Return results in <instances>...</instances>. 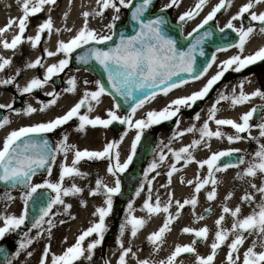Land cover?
Wrapping results in <instances>:
<instances>
[{"label": "snow or ice", "instance_id": "snow-or-ice-1", "mask_svg": "<svg viewBox=\"0 0 264 264\" xmlns=\"http://www.w3.org/2000/svg\"><path fill=\"white\" fill-rule=\"evenodd\" d=\"M96 2L99 6V10L94 12L95 16L102 17L109 9L116 13V15L111 18L113 22L106 26L108 30H112L115 27V22L119 21V14L122 9H133L131 11V19L139 26V31L136 35L127 40L122 39L119 45L110 48L107 51L99 48H90L84 55H81L78 58V61L82 64H88L91 61H95L108 74V83L111 85L112 92L117 96H124L129 99L132 97L134 89L136 91H141L145 88H159L161 85H167L163 90V94L166 96L169 91L179 88L183 84H187L188 80H182L181 82L171 84L169 82L172 81L173 77H179L184 73L188 76H193L196 56L204 55L202 50L199 52L197 50L205 40L210 39L212 36L211 32H204L200 36H195V34L200 33L201 29H204L206 25L213 21L218 13H221L222 10L230 9L233 4V0H218V3L212 8L202 22L192 33H189L188 37H185V39H188L189 37L195 36V40L191 47L188 48L187 52H182L177 51L175 41L165 37L162 28L168 23V21L163 15L154 19H143L145 14L149 12L150 7L154 4V0H141L138 4L135 0H96ZM209 2L210 0H196V3L192 8L179 16L177 23L184 24L196 19ZM17 3L21 6V11L23 13L22 17L19 18L18 21L15 19H9L7 25L0 29V35H2L14 24L18 26V34L15 35L10 42H2V47L5 50L15 51L18 46L25 43L26 41L24 37L29 18L40 14L44 11L46 6L56 5L57 0H17ZM181 3L182 0H169V3L164 5L160 9V12L165 13L174 7L178 8ZM258 5H264V0H248L246 4L239 8L237 14L231 17L225 26L226 29L236 33L239 37V42L232 45V47L239 50V54L223 61L218 66L219 70L216 75L212 76L201 90L192 93L187 97L174 100L160 111H151L147 113L145 119L134 121L132 117L146 102H150L155 98V92L146 99H140L135 106L132 107L131 114L126 118H121L117 115L119 105H114V108L117 111L108 110L106 112L107 119H101L100 117L90 118L89 115L81 114L82 108H85L88 113L93 112L94 107L100 103L101 97L108 95L104 86L97 82L98 90L85 92L83 97L63 116L57 117L47 123H40L32 127H22L10 132L3 142L2 149H0V183L5 185L10 184L13 187L22 186L26 191L21 197L24 203V210L19 216L7 214L0 215V223L3 225L0 226V241L4 240L8 234L17 232L25 225L27 219V205L39 189H48L52 193H55V197L48 201L43 207L38 219L32 224V228L38 230L39 235L41 236L47 233L48 238L51 239L52 230L56 226L52 216L53 208L56 205H62L64 209L63 214L68 215L71 210V205L65 204L63 197L78 196L83 192V189L75 183L68 188L63 186L66 179L86 178L87 174L82 173L77 167L82 161H99L107 159L110 165L107 172L110 175L115 176L117 173H124L133 161L137 145L141 140L144 129L160 124L164 121L172 120L173 118L178 119L181 107H191L198 101L204 100L214 86L224 78L227 72L234 71L239 73L251 65L257 64L258 62H264V47L259 48L251 55L246 57L243 56L245 45L249 42L253 33L256 32L257 29L250 26L247 28L242 26L237 29L233 24L234 21H241L247 17L252 22L260 25L259 32L264 34V12L257 14L254 11V8ZM90 15L91 14L88 12L83 13L84 25L70 41L67 43L60 41L55 52L45 50L44 54L47 57L62 53L65 58L59 60L57 64L47 67L43 80L33 78L22 89L17 86L20 95L30 94L34 90L43 88L54 76L60 75V73L68 67L69 58L77 49L84 48L85 45L90 44H106L112 39L110 35H99L96 31L88 28V18ZM67 16L68 13L66 12L64 14L65 20L67 19ZM225 28H220L219 31L224 32ZM53 31V22L49 17L38 26L35 37H29L27 42L30 43L33 49H36L41 42L42 34L48 33L51 35ZM55 31L58 33L59 30ZM68 31H71V29H68ZM228 50L227 47L219 49V51ZM215 62L216 56L213 55L211 57V62L206 65L202 74L206 75ZM11 63L12 61L10 59L0 57V72H3L11 65ZM42 66L43 64L40 58L27 64L28 69ZM18 75H20L19 72H17V76ZM201 78L202 75L194 77V79L197 80ZM247 82L250 83L251 81ZM67 83L70 87L66 91L68 93H74L76 90V80L72 78L69 79ZM12 84L13 80L11 78L0 81V87ZM237 87L240 89L238 93L236 88H233L230 95L225 94L224 92L219 94L218 98L209 109L208 120L205 121L199 129L193 125L186 131H180L173 137V139H176L188 133L199 131V139L193 140L189 146L182 147L179 151L172 152V155L175 158V163L170 166V170L166 173L170 184L171 177L174 173L181 170L176 167L181 161H183L185 167L192 163H196L199 169L207 167L208 175L206 178H201L199 173H197L196 180L188 182L189 186L195 184L192 198L185 199L182 203L176 201L175 207L177 211L174 214H171V193L169 194V201L163 204V206L159 197L153 202L151 194L152 182L150 180L147 181L148 196L141 210L146 211L147 218H151L161 212L167 214L162 226L156 232L148 236V242L153 246L154 252H158L164 242L166 234L171 231L172 224L175 220L179 219L181 212L185 207L191 206L193 209L194 222H199L200 220L205 219V216L203 215L196 217L194 209L198 204L199 193L209 185L212 186V189L206 195L207 200L212 202L217 198V185L221 183V181L216 179V173L225 172L230 168H239L241 165L247 163V167L237 173L236 179L244 180L245 178L255 179L258 176L261 177L262 183L260 186L255 183H250V187L255 193L259 194L261 198L260 202L256 204L251 214L242 217V209L239 205L234 209L227 206V201L231 200L233 197V193L229 192L225 196V204L222 207V214L215 221V227L217 230L214 234L213 242L210 244V254L206 257H202L197 254L195 248L197 241L206 242L208 240L209 229L203 227L199 230H195L185 227L181 230L182 234L191 235L194 239L189 245H176L168 258L165 261H161L160 264H177L178 258L184 254H192L195 256V264H214L217 251L225 246L226 242L228 247L225 257L226 264H239L241 260L239 250L243 247L249 236H255L256 239L252 241V245L243 253L242 264H264V144L258 146V150L252 154L251 161L247 162L243 156H241L238 162H229L220 166V161L225 157L238 155L240 152L238 149L215 152L203 161H196L193 156V151L195 149L199 148L202 144H207V142L213 138L217 140L226 138L231 144L240 142L244 139L243 134L250 133L252 128L250 122L258 111L264 110V106L259 108L253 107L246 113L242 114L239 117V123L232 119L217 118L219 112L218 105L222 102H229L230 106L234 109L238 106L248 104L256 98L264 100V91L260 89H256L251 94H247L243 90V82ZM47 95L52 96L53 99H51L48 104H42L39 108L40 112H45L49 107L54 106L59 99V96L55 93H48ZM0 109L12 110L13 105L0 104ZM36 112V108L27 106L23 114L30 116ZM73 119L79 121V126L75 131L80 133H84L87 127L93 129L101 127L107 129L114 122L121 125H127L130 129L134 127L137 130V135L131 144L130 154L127 156L126 161L123 163L120 162L119 152L117 151L119 144L116 142L107 143L102 151H89L87 149H75L74 146L68 143L67 135L63 136L61 142L55 147V149L48 147L47 140L37 142L35 140L26 139L51 133L68 124ZM195 120H200L199 114L195 116ZM209 122L215 123L217 126L216 131L210 129ZM9 124L10 120L8 118L0 120V129H3ZM223 127H230L234 130L236 135L226 136V134L220 130ZM124 135L126 136L127 133H124ZM259 135L261 138H264V123L259 125ZM249 139L255 138L249 136ZM69 152L73 153L74 158L70 166L67 164L61 165V172L57 183L45 182L37 185L31 183L32 176L38 169H45L47 167V171L50 175L51 167H48V165L50 163H55L57 154H62L66 158ZM165 159L166 157L161 154L159 157L160 163H163ZM157 167L158 164L155 162L150 165L149 169L145 172L146 180L148 174L156 171ZM157 174L159 175V173ZM142 190L143 185L141 186L140 191ZM140 191L136 192V196L140 195ZM120 193L121 184L119 179L115 180L114 187H108L101 179H97L95 181L94 189L89 192V195L92 197L98 195H103L105 197L103 200V206L97 207L93 212V216L97 219L90 224V227L83 230L77 237L75 243L64 250L62 254H52L50 256V245L45 246L39 264H48L49 257L51 264H78L82 259L92 261L94 251L102 246L105 234L108 232L106 218L112 214L113 197L120 195ZM4 196L6 203L15 199L7 192ZM240 203L253 204L255 203V197L251 193H245L241 196ZM81 206L86 207V202L81 201ZM127 207L128 211L124 222L119 226V238L116 241L118 249L120 250L117 264H127L126 258L129 257L130 254L135 258V254L132 253V248L130 246L125 247L122 242L125 232L130 230V236L134 239L147 223L146 218H136L132 215L133 205L131 203H129ZM205 211L210 213L211 209H206ZM226 215L233 219L230 229L223 228ZM72 219H75V217H72ZM61 223H63V221H61ZM41 229H43V231H39ZM93 236H95L96 239L85 246V240ZM229 237H231L230 242ZM34 242V239L25 233L24 237L18 243L19 250L15 252L13 259L19 257L21 253L25 252ZM257 247L261 249L259 252L256 251ZM3 251L4 250L0 248V253ZM31 255V252H27L29 258ZM7 264H12V261L8 260ZM137 264H150V262L148 260H138Z\"/></svg>", "mask_w": 264, "mask_h": 264}, {"label": "flooded vegetation", "instance_id": "flooded-vegetation-1", "mask_svg": "<svg viewBox=\"0 0 264 264\" xmlns=\"http://www.w3.org/2000/svg\"><path fill=\"white\" fill-rule=\"evenodd\" d=\"M247 2L248 0H233L232 7L230 9L222 10L221 13L217 14V17L213 21L206 25L204 29H201L200 33L195 34V36H200L204 32H211L212 36L210 39L205 40L204 43L200 46L203 47V49L198 48L197 50L198 52L202 50L204 52V55H197L195 58L197 71L194 76L185 79L188 80L187 84H183L181 87L175 88L168 92V95L175 96L174 99H172V101H170L168 104L166 103L159 106L158 104L152 103V101L146 102L143 107L138 109L135 115L132 117L134 121L145 119L147 113L151 111H160L174 100L182 97H187L192 93L201 90L206 85L207 81L211 79L212 76L216 75L219 70L218 66L223 61L239 54V50L232 47L233 44L239 42V37L236 35V33L232 32L229 29H226L225 26L231 19V17L237 14L239 8ZM168 3L169 0H156L153 8L150 10V13L166 15L169 21L179 28L180 35L183 41H188L189 39L193 38L192 43H194L195 36L189 37L188 39H185V37H188L189 33H192L193 30L202 22V20L207 16L212 8L218 3V0H210L208 5L203 9L200 15L196 17V19L184 24L177 23L178 18L181 14L192 8L196 3V0H182V3L178 8L174 7L172 9H169L165 13H161L160 9ZM2 5H6L9 8L6 10L5 8L1 7ZM18 5L19 4L17 3V0H0V29L4 28L7 25L9 19H15L17 21L19 20L20 17L16 16L15 13H12L15 11L13 6L17 7ZM254 11L257 14L264 12V5L256 6L254 8ZM121 12L122 13L119 15H122V17L118 22H115V27L112 30H108L106 28L109 23H107L106 25H101L98 29L94 30L99 35H110L112 39L107 43L111 42L114 39L115 33L118 28L120 26H123V24L125 23L129 9H122ZM40 20L42 19H40L39 15L29 18L27 30L24 37L26 42L18 46L15 51L3 49L2 42H10L11 39L18 34V26L14 24L7 32H4L2 35H0V57L10 59L12 61L10 66H8L3 72H0V81L9 78L13 80L12 85L0 87V104L13 105L12 110L0 109V120H3L4 118H8L10 120L9 125L4 127L3 129H0V149H2L3 142L10 132L18 130L22 127H32L40 123H47L57 117L63 116L83 97V94L85 92L97 91V82L104 86L98 73L90 68V65L93 61L88 64H82L77 61V58L81 55H84L90 48H99V46H101L90 44L85 45L84 48L77 49L75 52H73L71 57L69 58L68 67L62 73H60V75L54 76L52 80H50L43 88L34 90L30 94L20 95L18 87L22 89L33 78H39L43 80V77L46 74L47 67L53 64H57L59 60L65 58L62 53L52 57H47L44 54L45 50L55 52L57 49V45L55 46L54 41L50 42L47 40V38L50 37L48 33L42 34L41 42L36 49H33L30 43L27 42V39L29 37H35V35L37 34ZM233 24L237 29L242 26L245 28L250 26L257 29V31L253 33L249 42L245 45L243 51L244 57L253 54L259 48L264 47V34H261L259 32L260 25L252 22L247 17H245L241 21H234ZM220 28H225V31L220 32ZM222 47H227L229 50L219 51V49ZM213 55L216 56V62L212 65L211 69L208 70L206 75L202 74L203 69L208 63L211 62V57ZM38 58L41 59L43 66L34 69H28L27 64L30 62H34ZM17 72H19L20 75L17 76ZM197 75H202V78L198 80L194 79V77ZM72 78L76 80V90L74 93H68L66 90L70 87V85L67 83V81ZM247 81L251 82L248 83ZM242 82L244 83L243 90L247 94H251L256 89L264 91V62H258L257 64L251 65L239 73H236L234 71L227 72L224 78L214 86V88L204 100L198 101L191 107H181L178 119L173 118L172 120L164 121L160 124L153 125L149 128L144 129L141 140L137 145L133 161L124 173H117L115 176L110 175L107 172V169L110 166L107 159L99 161L84 160L77 167L82 173L87 174L86 178L66 179L64 181L63 186L65 188H68L73 183H75L80 188H88V190L90 191L94 189L95 181L97 179H101L108 187H114L115 180H120L121 193L120 195L113 197V207L115 208V210H113L112 212L113 225L111 230L107 234L108 237L104 239L102 246H100L98 250L100 251L102 256L107 248V245L110 244L107 242L110 237H113L117 241V237L119 235V226L123 223V219H125L126 213L128 211L127 206L129 203L133 205V216H135L136 218L150 219L147 218L146 211L141 210L148 196L147 181L150 180L152 182L151 194L154 202V197L156 195V193H154V188L159 187L163 181H166L168 179L166 173L170 170V166L175 163V158L171 160V157H169V155L174 151H179V149H181L182 147L189 146L193 140L200 138L199 131L188 133L176 139H173V133L177 135L180 131H186L193 125H195L197 129H199L203 125V123L208 120L209 109L211 108L214 101L218 98L219 94L221 92H224L225 94L230 95L233 88H236L238 93L240 89L237 86ZM48 93L57 94L59 96V99L54 106L49 107L45 112H40L39 108L41 107V105L48 104L51 99H53L52 96L47 95ZM159 95L165 97L163 91L156 93V96ZM114 105L119 104L108 93V95L101 97L100 103L94 107L93 112L88 113L85 108H82L81 114L89 115L90 118L100 117L101 119H107L106 112L108 110L117 111L114 108ZM27 106L36 108L37 112L30 116L24 115L23 113ZM133 106H135V104L128 107H121L119 105L117 115L121 118L128 117L131 114V109ZM261 106H264V100H261L259 98H256L250 103L243 106H238L234 109L230 106L229 102H222L220 105H218L219 112L217 118L232 119L239 123V117L242 114L246 113L253 107L259 108ZM197 114L200 115L199 121L195 120V116ZM250 123L252 125L250 133L243 134V140L238 143L230 144L226 138H221L219 140L213 138L208 141L207 144H202L199 148L193 151L195 160L203 161L209 158L215 152L238 149L240 150L238 155L225 157L220 161V166H223L224 164L229 162H238L241 156H243L246 162L251 161L252 154L258 150V146L260 144H264V138H261L259 135V125L261 123H264V110L258 111L254 115ZM78 126L79 121L77 119H73L68 124L56 129L51 133H46L42 134L41 136L26 139L35 140L37 142L47 140L48 147L51 149H55V147L61 142L63 136L67 135L68 143L74 146L75 149H87L89 151H102L107 143L116 142L117 144H119V148L117 149V151L119 152V160L121 163H123L126 161L127 156L130 154L131 144L134 141L135 136L137 135V130L134 127L130 129L127 125H121L116 122H114L107 129L101 127L93 129L91 127H87L84 133L75 131ZM209 126L212 131L217 130V126L215 125V123L209 122ZM220 130L223 131L226 136L236 135L234 130L230 127H223ZM124 133H127V135L125 136ZM161 134H163L162 137L160 136ZM249 136L254 137L255 139H249ZM161 154L166 157L163 163H160L159 161V157ZM73 158L74 156L72 152H69L66 158L62 154H57L55 163H50L48 165V167H51V174L49 175L47 167L45 169H38L37 172L32 176L31 183L33 185L42 184L45 182L57 183L59 181L61 165L67 164L70 166ZM153 162L157 163L158 167L156 171L150 172L148 174L146 180L145 172L149 169L150 165ZM138 163H140L138 167L139 176L137 178H134V180L132 181L131 175L136 169ZM176 167L178 169H181L182 171L190 170L194 174V179L180 177L181 180H184L185 186L192 190V198L195 184L189 186L188 182L195 181L197 178V173H199V176L201 178H206L208 175L207 167H205L204 169H199L196 163L189 164L187 167H185L183 161H181L180 164H177ZM246 167L247 163L245 165H241L239 168H230L225 172L216 173L215 176L216 179L221 181V183H228V181L225 182L222 179L226 178L227 180H229L227 175L231 174V182L238 183L240 185L236 190L226 191L224 196H226L229 192H232L233 198L236 197L241 200V196L245 193H251L254 195L255 203L248 204L250 207L249 214H251L256 204L260 202L261 198L259 194L255 193L253 189L243 190V180L236 179L237 173L241 172ZM157 173H159V175ZM223 175H225L226 177H224ZM249 183H255L256 185L260 186L262 183V179L259 176L255 179L249 178ZM142 185L143 190L140 191ZM211 189L212 186L209 185L199 193L198 204L194 209L196 217L203 215L205 216V219L200 220L199 222H194L193 210L189 212V207H185V212L188 213V219L190 220V223H188L186 227L195 230H199L203 227H207L209 229L208 240L206 242L197 241L195 245L197 254L202 257H206L208 254H210V244L213 242L214 234L217 230L215 227V221L222 214L221 212L219 215H217L215 207L212 206L206 198L207 193L211 191ZM25 191L26 189H24L22 186H16L14 189L0 187V198L5 197L4 194L6 192L10 194H16L15 202L17 207V216H19L24 210V203L21 197ZM127 191H130V193L123 196V200H120L119 197L122 196L121 194ZM137 191H140L139 196H136ZM54 197L55 193H52L50 190L39 189L38 192L34 195L33 199L29 201L27 205V219L25 225L17 232L8 234L4 240L0 241V248H6L10 251L9 260L15 255V252L19 250L18 243L24 237V234L27 233L34 239L33 233H36L37 231L36 229L32 228V224L35 220L30 222V218L28 216L29 206L38 207L40 208L41 212L48 201H50ZM184 200L185 198L183 199V201ZM56 206L52 210V215H55L54 210L56 209ZM206 209H211V212H206ZM227 218L228 215L225 216L223 228L230 229L231 225L229 226L227 224ZM159 228L160 227H156L149 235L156 232ZM144 231L145 227L139 233L143 234ZM126 233L130 236V230L126 231ZM149 235H143L144 237L142 238V240L137 245L133 246L132 253H134V247L135 249L137 247L139 255H135V258H133V255L130 254L128 257L129 264H137L138 260H148L150 264H160L161 261L166 260L164 255L161 254L162 252H160V250L158 252H154L153 246L148 242L147 239ZM181 235L183 237V240L180 243L181 246L189 245L194 239V237L191 235ZM254 239H256L255 236H249L246 239L243 247L240 248L239 255L241 257V260L239 264H242L243 253L252 245V241ZM230 240L231 239L229 238V242ZM115 244L117 243H114V245ZM32 246L33 244L26 251L32 248ZM222 250H225L227 253V242L225 246H223L218 251ZM260 250L261 249L257 247L256 251L259 252ZM25 252H22L21 254ZM225 257L219 262H217L215 258L214 264H226ZM180 258L190 260L192 264H195L196 258L192 254H184Z\"/></svg>", "mask_w": 264, "mask_h": 264}, {"label": "bare ground", "instance_id": "bare-ground-1", "mask_svg": "<svg viewBox=\"0 0 264 264\" xmlns=\"http://www.w3.org/2000/svg\"><path fill=\"white\" fill-rule=\"evenodd\" d=\"M1 7L5 8L6 10L9 8L6 5H2ZM13 8L15 9V11L12 13H15L16 16H19L21 18L23 15L21 6H13ZM97 10H99V6L97 5L96 0H71V4L70 0H57L56 5L46 6L44 11L38 14L40 19H42L40 20L39 25L49 17L51 18L54 31L51 33L50 37L47 38V40L50 42L54 41L56 46L60 41H63L65 43L70 41L82 28V26L84 25L83 13L88 12L91 14L88 18V28L90 30H96L101 25L110 23V21L112 20L111 18L115 15L114 11L109 9L104 13L102 17H97L94 15V12ZM66 12L68 13V16L65 20L64 14ZM68 29H71V31H68ZM55 30H59L58 33ZM174 97L175 96L173 95H168L165 97L159 95L151 101L152 103L161 106L162 104H168L170 101H172V99H174ZM173 135L175 134L173 133ZM160 136L162 137L163 134H161ZM169 157H171V160L174 159V156L172 154H170ZM223 176L226 177L225 175ZM227 176L229 180H227L226 178H223L222 180L225 182L228 181V183L223 182L217 185V198L214 201L210 202V204L215 207L217 215L222 212V207L225 204V192L228 190H236L240 186L238 183L231 182V174H228ZM180 177H186L188 179L195 178L194 174L190 170H180L175 172L171 177L170 184L168 178L166 181H163L159 187L154 188V193H156L154 201L157 197H159L162 206L169 201V194L171 193V214H174L177 211L175 207L176 201H180L182 203L184 198L191 199L192 190L185 186L184 180H181ZM245 189H252L250 187L249 178H245L243 180V190ZM82 197L87 206L82 207L81 202H79L76 205L78 206V209L73 211L69 217H66V219L60 221L54 220L56 226L52 230L51 239L48 238L47 233L42 236L39 235L38 231L35 233L34 238L37 239L38 243L45 244L46 246L50 245V256L52 254H62L64 250L75 243L77 237L81 234V232L90 227V224L97 219L93 216V212L97 207L103 206V200L105 199V197L100 195L95 197L90 196L88 188L83 189ZM237 205H239L242 209L241 216L249 215L250 207L248 204H241L240 199L236 197H232L231 200L227 201V206L229 208L234 209ZM16 208L17 207L15 200H11L6 203L5 197L0 198V215H15ZM192 210L193 209L191 208V206H189V212H191ZM187 214L188 213L185 212L184 208L179 219L175 220V222L171 226V231L168 232L164 238V242L160 247V252H162L161 254L164 255L165 259H167L168 256L172 253L175 246L180 245L183 240L181 230L185 228L188 223H190ZM166 215L167 214L161 212L160 214L147 219L144 233H138V235L134 239L125 232L122 238V242L124 243L125 247L130 246L131 248H133V246L137 245L142 240V238L144 237L143 235H149L156 227H161L163 221L166 218ZM72 217H75V219H72ZM61 221H63V223H61ZM226 222L230 226L233 223V219L228 216ZM0 226H3L2 223H0ZM41 231H43V229H41ZM118 238L119 235L117 239ZM229 238L231 239V237ZM95 239L96 237L93 236L92 238L85 240L84 245L87 246L88 243ZM114 243H116V240ZM114 243L113 246L111 243L107 245V248L101 258L97 256V252L94 251V261H90L88 263L87 260L82 259L80 262H78V264H117L120 250L118 249L117 244L114 245ZM27 252L32 253L31 257H28L29 260H38V251L34 249H29L17 258H19L20 260L25 259V256H27ZM134 253L136 256L139 255L137 247L136 249L134 247ZM225 254V250L218 251L216 255V261L219 262L221 259H224ZM126 259L127 264H129L128 257ZM50 263L51 261L49 257L48 264ZM177 264H192V262L190 260L178 258Z\"/></svg>", "mask_w": 264, "mask_h": 264}, {"label": "water", "instance_id": "water-1", "mask_svg": "<svg viewBox=\"0 0 264 264\" xmlns=\"http://www.w3.org/2000/svg\"><path fill=\"white\" fill-rule=\"evenodd\" d=\"M135 2L138 4L139 2H141V0H135ZM155 2H156V0H154V4H155ZM154 4L150 7V10L153 8ZM132 10L133 9H129L126 21L123 24V26H120L118 28V30L115 33L114 39L107 44H103V45L99 46V49L107 51L108 49L114 48L117 45H119L122 39L127 40V39H129L132 36L137 34V32L139 31V26L134 21H132V19H131V11ZM150 10L148 13L145 14V17L143 19H145V20L154 19L160 15H163L165 17V19L168 21V23L166 25H164L162 28V31H163L165 37L175 41L177 51L187 52L188 48L191 47V45H192L193 38L189 39L188 41H183V39L181 38V35H180L179 28L177 26L173 25L169 21V19L166 15H164V14H152V13H150ZM200 49H203V47H200ZM78 58H77V61H78ZM196 67H197V65L195 62L193 76L197 71ZM90 68L95 70L98 73L106 91L117 101V103L121 107H128L130 105L136 104L140 99H144V98L152 95L153 92H155V93L161 92L164 90L165 87H167V85H161L159 88L150 87V88H145L141 91H136L134 89L133 93H132V97L129 99V98H126L124 96H117L114 92H112L111 85L108 83V78H107L108 74L104 71V69L99 64H97L95 61H93L92 64L90 65ZM191 77L192 76H188L186 73H184L179 77H173L172 81H170L169 83L170 84L171 83H178L182 80H185V79H188ZM139 164L140 163L137 164L136 169L133 171V174L131 175L132 181L134 180V178H137L139 176V170H138ZM0 187L7 188V189H14L15 188L10 184L5 185L3 183H0ZM129 193H130V191L123 192L121 194L122 196H120L119 199L123 200V196H125ZM39 215H40V208L29 206V215L28 216L30 218V222L36 220ZM2 249L4 251L2 253H0V264H6L10 258V251L6 248H2Z\"/></svg>", "mask_w": 264, "mask_h": 264}, {"label": "rangeland", "instance_id": "rangeland-1", "mask_svg": "<svg viewBox=\"0 0 264 264\" xmlns=\"http://www.w3.org/2000/svg\"><path fill=\"white\" fill-rule=\"evenodd\" d=\"M121 17H122V15H120V18ZM111 22H113V21L111 20L110 23ZM10 195L15 198L13 200H16V194L15 193H12ZM63 199L65 201V204L71 205V210H70V213L68 215H65V214H63L64 213L63 206L62 205H57L56 206V209L54 210V214L55 215H52L53 216V219L56 220V221L64 220V219H66V217H69L70 214H72L73 211H75V210L78 209V206H76L77 203H79V202H81V201L84 200L83 197H82V194L81 195H78V196H68V197H64ZM113 210H115L114 207H113ZM57 213H59V214H57ZM15 215L17 216V213H15ZM123 222H124V219H123ZM106 225L108 227V232L105 234V239H106V237H108L107 234L109 233V231L111 230L112 225H113L112 224V214L108 218H106ZM39 231H41V230H39ZM34 235H35V232L33 233V236ZM34 241L35 242L33 243V246H32V248H30V250L34 249V250H37L38 251V260H33V259H30L29 260L28 259V256H25V259H23V260H20L19 258L13 259V257L15 256L14 255L10 259L12 261V264H39L40 258L42 256L43 249L45 248L46 245L45 244H42V243H38L36 238H34ZM107 242L108 243H111L112 246H113V243L115 242V239L113 237H110V239ZM98 250H99V247L95 251L97 252V256H99L101 258L102 255H101L100 251H98ZM92 261H94V258L92 259ZM87 262L89 263L90 261H87Z\"/></svg>", "mask_w": 264, "mask_h": 264}]
</instances>
